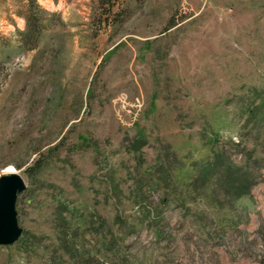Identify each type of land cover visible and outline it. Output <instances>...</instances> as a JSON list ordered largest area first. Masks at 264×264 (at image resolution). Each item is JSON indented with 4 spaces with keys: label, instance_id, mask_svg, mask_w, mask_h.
Listing matches in <instances>:
<instances>
[{
    "label": "rangeland",
    "instance_id": "rangeland-1",
    "mask_svg": "<svg viewBox=\"0 0 264 264\" xmlns=\"http://www.w3.org/2000/svg\"><path fill=\"white\" fill-rule=\"evenodd\" d=\"M0 0V264H264V0Z\"/></svg>",
    "mask_w": 264,
    "mask_h": 264
},
{
    "label": "water",
    "instance_id": "water-1",
    "mask_svg": "<svg viewBox=\"0 0 264 264\" xmlns=\"http://www.w3.org/2000/svg\"><path fill=\"white\" fill-rule=\"evenodd\" d=\"M24 188L25 180L19 173L13 172L0 178V243H14L22 234L16 201Z\"/></svg>",
    "mask_w": 264,
    "mask_h": 264
},
{
    "label": "trees",
    "instance_id": "trees-1",
    "mask_svg": "<svg viewBox=\"0 0 264 264\" xmlns=\"http://www.w3.org/2000/svg\"><path fill=\"white\" fill-rule=\"evenodd\" d=\"M19 15L25 20V28L18 29L23 44L35 48L41 31L44 29L47 16L60 17L59 12L50 11L38 0H25L23 10Z\"/></svg>",
    "mask_w": 264,
    "mask_h": 264
},
{
    "label": "bare ground",
    "instance_id": "bare-ground-1",
    "mask_svg": "<svg viewBox=\"0 0 264 264\" xmlns=\"http://www.w3.org/2000/svg\"><path fill=\"white\" fill-rule=\"evenodd\" d=\"M8 172H15L16 170L13 167H10L9 169H7Z\"/></svg>",
    "mask_w": 264,
    "mask_h": 264
}]
</instances>
